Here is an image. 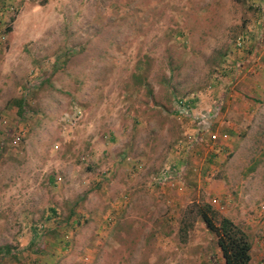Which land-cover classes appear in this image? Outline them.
I'll use <instances>...</instances> for the list:
<instances>
[{
	"label": "rangeland",
	"instance_id": "rangeland-1",
	"mask_svg": "<svg viewBox=\"0 0 264 264\" xmlns=\"http://www.w3.org/2000/svg\"><path fill=\"white\" fill-rule=\"evenodd\" d=\"M0 12V264H218L205 204L264 254V0Z\"/></svg>",
	"mask_w": 264,
	"mask_h": 264
},
{
	"label": "trees",
	"instance_id": "trees-1",
	"mask_svg": "<svg viewBox=\"0 0 264 264\" xmlns=\"http://www.w3.org/2000/svg\"><path fill=\"white\" fill-rule=\"evenodd\" d=\"M10 31V29H7ZM183 101L177 99V102ZM176 102V103H177ZM19 117L25 113V103L23 100L14 102ZM186 104H189L186 101ZM217 107L218 104H216ZM191 108V105L189 104ZM198 216L205 224L206 229L216 238V244L223 258L224 264H249L251 260V241L248 235L232 220L221 218L215 223L214 211L210 205H202L198 208Z\"/></svg>",
	"mask_w": 264,
	"mask_h": 264
},
{
	"label": "built area",
	"instance_id": "built-area-1",
	"mask_svg": "<svg viewBox=\"0 0 264 264\" xmlns=\"http://www.w3.org/2000/svg\"><path fill=\"white\" fill-rule=\"evenodd\" d=\"M5 10H7L6 13H8L10 11H13L14 9L9 6V7H6ZM1 17H2V12H0V18ZM191 112H192L191 111V108L189 107V104H186V101L185 100L177 102V104H176V110H175V113L174 114L181 115V116H190L191 115ZM207 116L208 115H202V116L200 115V116H195V117L193 116L194 120L196 122H198L197 125L200 126V130L203 131V132L208 131L209 128H210V126H207V124H206V119H207L206 117ZM225 137H226V135H225ZM210 138H211L210 139V142H213V141L216 140L217 137L215 135H212Z\"/></svg>",
	"mask_w": 264,
	"mask_h": 264
},
{
	"label": "crops",
	"instance_id": "crops-1",
	"mask_svg": "<svg viewBox=\"0 0 264 264\" xmlns=\"http://www.w3.org/2000/svg\"><path fill=\"white\" fill-rule=\"evenodd\" d=\"M214 152L215 153H217L218 152V150H214ZM253 238H252V240H251V253H252V251H257V253L259 252V253H261V254H257L256 256H255V258H256V260H254L253 259V256L251 255V253H250V255H251V260H250V262H249V264H264V257H263V259H262V261H259L260 260V258H261V256L262 255H264V254H262V252H263V249H262V247H263V245H262V242L260 241L259 243L257 242V243H254L253 242ZM260 248V249H259ZM215 254H217V260H218V264H224V262H223V258H222V255H221V251L219 250V248L218 247H216V249H215Z\"/></svg>",
	"mask_w": 264,
	"mask_h": 264
}]
</instances>
